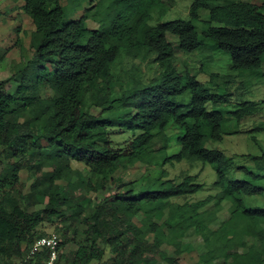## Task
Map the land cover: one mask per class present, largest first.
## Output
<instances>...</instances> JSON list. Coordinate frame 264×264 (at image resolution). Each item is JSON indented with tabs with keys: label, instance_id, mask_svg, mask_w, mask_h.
Listing matches in <instances>:
<instances>
[{
	"label": "trees",
	"instance_id": "obj_1",
	"mask_svg": "<svg viewBox=\"0 0 264 264\" xmlns=\"http://www.w3.org/2000/svg\"><path fill=\"white\" fill-rule=\"evenodd\" d=\"M23 1L35 26V70L31 79L21 78L12 94L7 87L17 74L0 81V148H10L8 157L19 158L0 177V190L12 182L9 191H0V264H46L48 250H31L47 236L42 225L55 222L62 226L55 264H181L196 251L188 236L203 244L197 264H264V203L256 201L264 197V153L250 157L249 168L205 147L208 139L222 140L225 120L207 107L225 103L226 96L181 74L168 39L176 37L179 50L187 54L200 53L206 42H213L230 55L233 70L260 72L264 3L194 0L189 20L151 26L154 14L165 16L173 0H78L70 8L62 0ZM87 1L94 4L72 18L71 11ZM201 11L207 13L204 20ZM89 20L98 28H90ZM123 57L155 64L158 75L144 81L130 74L123 81L118 67ZM218 79L224 82L210 73L215 86L222 84ZM43 87L54 93L47 102L40 97ZM187 91L189 102L179 103ZM29 108L34 117L28 124H33L23 134L27 122L20 121ZM254 109L255 103H243L232 115L243 124L255 117ZM171 124L184 135L178 139L179 153L168 156L170 140L163 132ZM116 128L132 136L124 147L110 138ZM197 161L213 166L219 192L180 204L176 200L198 193L203 184L188 171L177 183L166 166ZM25 162L37 169L47 164L52 171L22 197L14 186ZM73 162L84 170L74 169ZM138 164L155 171L126 182L120 173ZM227 204L229 216L219 222ZM245 237L258 245L247 248Z\"/></svg>",
	"mask_w": 264,
	"mask_h": 264
},
{
	"label": "rangeland",
	"instance_id": "obj_2",
	"mask_svg": "<svg viewBox=\"0 0 264 264\" xmlns=\"http://www.w3.org/2000/svg\"><path fill=\"white\" fill-rule=\"evenodd\" d=\"M173 1V7L168 9L165 16L161 17L158 12L154 14L153 20L150 22L151 26L174 20H189L190 7L194 0ZM243 1H248L257 5L264 3V0ZM77 3L78 0H73L72 4L69 0H62V4L67 6V8L74 7ZM93 4V1H87L84 4L85 6L81 8L82 11L72 10L71 17H80L84 10L89 9ZM23 6V0H0V81L8 80L17 74L16 79L12 80L7 87L8 92L11 94L16 92L22 81L21 78L26 77L27 79H31L34 76L35 70L33 67L35 64H32L34 50L31 45V37L35 31V26L30 16L25 12ZM200 16L201 20L206 19V11H201ZM88 26L96 29L99 25L89 20ZM196 26L198 32L201 34L204 29L202 21L197 22ZM168 39L175 49L177 67L181 74L189 73L203 83L211 93L226 96L225 103L217 106L209 104L207 107L209 111L217 110L221 112L225 120L221 129L222 140L220 142H215L208 139L207 142L204 143L205 147L208 149H218L228 158L233 159L236 165L251 168L250 157L261 156L264 153V61L262 65L263 70L260 72L236 71L231 68L230 55L216 48L213 42H206L205 48L200 53L194 52L192 54H187L179 50L176 37L170 35ZM209 61L212 62L209 63ZM119 63L118 67L121 69L120 75L123 81H127L128 75L130 74H137L141 76L144 81H149L158 75L156 65L150 62L146 64L123 57ZM203 64H205L204 68L206 69L204 73L201 71ZM211 72L223 76L224 82L222 83L221 79H218V83H222L221 85L215 86L214 83H211ZM119 89L120 86L118 85L116 90L119 91ZM40 93L43 102H47L48 99L50 100L54 94L51 89L45 87L40 88ZM189 100L190 92L187 91L184 96L178 99V102L187 104ZM248 102L255 103V117L247 120L243 124H239L232 114L236 111L238 105ZM32 111V108H29L26 114L21 118L20 122L23 123L25 120L27 122L26 125H22L20 129L23 134H26L33 124L31 122V124H28L34 117ZM163 133L170 140L167 155L173 156L179 153L180 144L178 143V139L184 135V130L171 124ZM110 138L116 147L121 148L131 141L132 136L130 133L122 132L116 128L110 132ZM9 151L10 148H0V177L7 173V170L13 166L14 162L19 160V158L8 157ZM24 164V168L19 175V183L15 186L13 185L15 190L18 191L22 197L30 194L33 188H39L40 181H38V179L41 178L43 174H48L52 171V168L44 163L40 164L41 167L39 169L31 167V163L25 162ZM36 164L38 165L39 162L37 161ZM72 167L78 171L84 170L82 165L75 162L72 163ZM147 170L148 169L143 165L138 164L127 172L122 171L120 175L126 182L137 181L143 175L155 171V168H149V170ZM166 170L169 172L170 178L177 183L182 182V173L188 171L196 176L197 183L203 184L202 190L198 193L183 200H176L180 204L184 202L201 201L219 192V188L215 185L217 182V172L211 164H204L199 161L193 162V164L183 162L174 167L167 165ZM11 184L12 182L9 181V185H6L0 191H9ZM1 192L0 201L3 196ZM256 201L258 204L264 203V197H259ZM230 207L229 204L225 205L224 211L219 215V222L228 218ZM210 208L212 209V207ZM29 209L32 210L34 208L29 207ZM61 227L60 223L55 222L42 225L40 230L46 235L53 233L58 234ZM214 228L216 227L214 226ZM186 239L187 242L193 243L196 247V251L187 255L185 259H180V262L181 264H197L199 252L204 250L203 244L195 237L188 236ZM244 240L247 244V248L256 244L258 245V242L254 238L245 237ZM243 250L244 249L241 251L243 252ZM107 259L108 256L105 260ZM93 264L99 263L94 262ZM217 264H219V262Z\"/></svg>",
	"mask_w": 264,
	"mask_h": 264
},
{
	"label": "built area",
	"instance_id": "obj_3",
	"mask_svg": "<svg viewBox=\"0 0 264 264\" xmlns=\"http://www.w3.org/2000/svg\"><path fill=\"white\" fill-rule=\"evenodd\" d=\"M60 241V236L56 233L44 236L35 242L31 254L48 250L50 252V257L46 264H55L59 255ZM17 264H26V261Z\"/></svg>",
	"mask_w": 264,
	"mask_h": 264
}]
</instances>
